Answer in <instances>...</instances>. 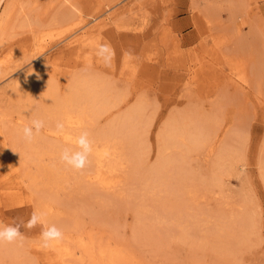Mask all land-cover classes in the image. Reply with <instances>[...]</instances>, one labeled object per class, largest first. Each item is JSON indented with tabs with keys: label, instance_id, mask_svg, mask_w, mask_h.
<instances>
[{
	"label": "rangeland",
	"instance_id": "obj_1",
	"mask_svg": "<svg viewBox=\"0 0 264 264\" xmlns=\"http://www.w3.org/2000/svg\"><path fill=\"white\" fill-rule=\"evenodd\" d=\"M103 43L109 65L96 56ZM85 80L112 103L95 122L87 114L95 133L142 110V154L119 141L104 181L90 159L81 172L60 161L62 132L46 111V84L60 101ZM33 119L44 127L27 142ZM172 122L205 139L187 154L166 149L176 161L153 181ZM34 210L74 255L43 248L37 225L0 246V264H264V0H3L0 224Z\"/></svg>",
	"mask_w": 264,
	"mask_h": 264
},
{
	"label": "bare ground",
	"instance_id": "obj_2",
	"mask_svg": "<svg viewBox=\"0 0 264 264\" xmlns=\"http://www.w3.org/2000/svg\"><path fill=\"white\" fill-rule=\"evenodd\" d=\"M2 1L3 0H0V4L2 3ZM30 85H31V83H30ZM30 85L28 84V85H26V87L28 86L30 88ZM82 85H83V87H81V85H80L79 87L73 88L71 91L68 92V94L66 96L62 97L60 101H58V100L56 101L57 94H56V96H54V94L52 92L51 85L46 84L43 87V93L47 94V96H48L47 99L50 102L48 101L49 104L47 105V108L45 106V108L47 109V110L46 109L45 110L48 112L55 113L57 116V123L62 122L65 125L62 133H61V131H58L56 128V130L59 133H61V134H58L60 136V140L63 141L62 145L61 144L57 145L59 154L62 152V150L64 148H71V149L75 150V143H74L75 139L82 132L86 131L89 134V139L93 142V153L89 156V159L92 160V163H94V167L97 168L96 173H95V175L92 176V178L97 179L98 181H104L105 178L107 177V174H110L108 172H112L114 170L116 171V169H115L116 166L114 163L110 162L107 164L104 161L105 156L108 155L110 153V151H113V152L117 151L116 145L118 144L119 141H124L128 144L130 151H131L134 158H136L140 154H142L143 149H141V148H143L142 143H144V142L142 139L141 125L138 122L139 118L141 116L142 110L139 109L135 113H130L128 116H126V118H124L118 124H114V125H111L107 128H103L102 130L95 133L92 129L88 128V126L86 125L87 114L89 112L90 113L92 112L94 114L92 122H95V120H97L99 118V116H101L103 113L107 112L112 107V105H111L112 103L110 102V105H109L110 100H108V98H105L104 96L99 94V92L96 89V86H95L96 83L95 82H88L85 80ZM27 89L28 88H25V89L21 90V92H22V95L24 96V98H27L30 100L33 98L35 93H34V91L31 90V88H30V90H27ZM38 103H40V102H38ZM32 104H31V106H32ZM45 104H46V102H45ZM32 108H34V106H32ZM35 109H38V108H35ZM39 113H40V111H39ZM179 124L176 122H172L170 129H168L166 134L162 135L163 136V146L161 149L159 165L156 166L155 168L151 169V172H150L151 176L154 178L153 181H157L160 178H163V173H164L163 169H165L168 165H170L176 161V158L169 157L168 155H166V152H165L166 149L174 148V150L180 151L182 153L185 152L187 154L188 151H190V149L192 147L201 145L204 142V139H205L204 136L205 135H204L201 127H196L195 130L189 131L184 126H183V128H181ZM179 166L182 167L183 172L185 173L184 174L185 176H187L191 179L194 177L193 174H191V175L188 174V170H186L187 167L183 164V161H181V164L179 162ZM213 177H215V178L217 177V180H218L219 175L216 174ZM149 181L151 182V178ZM150 182H149V186H150ZM214 182H216V181H214ZM214 182L211 180V184H213ZM203 183H204V181H203ZM152 185L153 184H151V186ZM193 192H194L193 188H189L187 191L188 194H191ZM243 220L244 219H242L240 221V224L243 222ZM244 221L247 222L246 220H244ZM245 222H244V224H247ZM247 225H243L244 229L241 230L242 234L244 233L245 227ZM186 235H187V232L184 233L182 235V237L184 238ZM230 236H231L230 234L225 236L226 238H229L226 241V242H228V244L231 243ZM54 246H55L56 250L59 252L58 255L60 254L62 261H63V258L66 257L67 255L69 257L70 255L73 254L72 251L61 248L59 244H54ZM92 246H93L92 242L85 245V247L88 251H90L92 249ZM101 248L102 247H100L99 249H100V256L102 258L106 255V250H103ZM108 252L111 254L112 253L111 249ZM114 255H115L114 253L111 254V257H114ZM68 257H66V258L68 259ZM117 258L121 259L120 257H116L115 263L118 262ZM122 260L123 259H121L120 262ZM111 263L115 264L112 259H111ZM62 264H64V263H62ZM65 264H67V263H65Z\"/></svg>",
	"mask_w": 264,
	"mask_h": 264
},
{
	"label": "clouds",
	"instance_id": "obj_3",
	"mask_svg": "<svg viewBox=\"0 0 264 264\" xmlns=\"http://www.w3.org/2000/svg\"><path fill=\"white\" fill-rule=\"evenodd\" d=\"M114 50L109 44L103 43L96 47V56L105 65H109L114 57ZM34 69H28V75H32ZM37 78L39 74L37 73ZM44 127V122L39 119H33L30 125H26L22 129L23 139L27 142L33 141L35 136L40 134L41 129ZM64 123L58 122L56 128L58 131L64 130ZM75 150L71 148H64L60 153V161L69 168L81 172L89 164V156L93 153V142L89 139V134L85 131L82 132L74 141ZM37 225H43L40 238L42 247L47 249L54 244L61 242L64 239V233L55 225H45L44 213L33 211L31 216L26 222L21 224H0V246L4 244H13L18 241L24 240V235L21 232V227L32 229Z\"/></svg>",
	"mask_w": 264,
	"mask_h": 264
}]
</instances>
